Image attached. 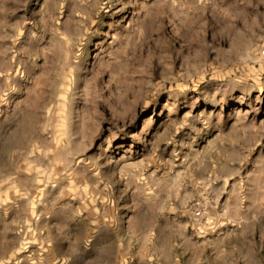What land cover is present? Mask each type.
Segmentation results:
<instances>
[{
	"label": "rangeland",
	"instance_id": "obj_1",
	"mask_svg": "<svg viewBox=\"0 0 264 264\" xmlns=\"http://www.w3.org/2000/svg\"><path fill=\"white\" fill-rule=\"evenodd\" d=\"M0 264H264V0H0Z\"/></svg>",
	"mask_w": 264,
	"mask_h": 264
}]
</instances>
